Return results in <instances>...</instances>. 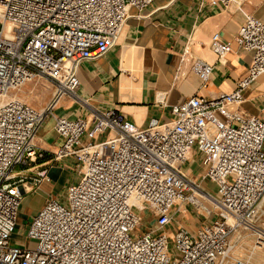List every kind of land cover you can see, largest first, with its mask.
Wrapping results in <instances>:
<instances>
[{
	"label": "built area",
	"instance_id": "obj_1",
	"mask_svg": "<svg viewBox=\"0 0 264 264\" xmlns=\"http://www.w3.org/2000/svg\"><path fill=\"white\" fill-rule=\"evenodd\" d=\"M207 1L224 7L240 0ZM152 2L0 0V264H226L230 235L241 229L263 247L257 220L264 212V109L258 117L237 109L264 74V24L251 15L234 38L251 60L233 91L194 95L170 108L171 121L144 128L115 109L91 110V122L56 117L62 142L54 159L73 158L76 181L63 202L49 198L26 227L34 249L11 244L23 194L46 179L44 170L28 174L38 156L37 128L58 98L80 101L79 64L107 54L129 11L140 14ZM211 45L219 59L231 50L218 34ZM191 66L205 83L212 66L202 60ZM37 78L53 89L41 111L12 96ZM196 156L202 173L194 179L184 165ZM206 181L214 183L213 194L202 187ZM186 204L211 220L195 232L170 233L172 211Z\"/></svg>",
	"mask_w": 264,
	"mask_h": 264
},
{
	"label": "crops",
	"instance_id": "obj_2",
	"mask_svg": "<svg viewBox=\"0 0 264 264\" xmlns=\"http://www.w3.org/2000/svg\"><path fill=\"white\" fill-rule=\"evenodd\" d=\"M246 15L254 16L264 24V0H240L224 7L212 6L207 0H153L140 14L131 9L113 48L97 60L79 64L77 79L80 86L76 94L81 102L68 95L58 98L51 113L37 128L34 144L38 156L28 166V174L44 170L46 179L23 194L18 219L31 221L49 198L63 202L66 188L76 181L73 158L54 159L62 142L54 130L56 117L84 118L91 122V110L115 109L137 127L144 128L151 120L171 121L170 108L194 95L211 99L233 91L246 74L251 60V54L234 43ZM214 34L220 36L221 42L231 43V50L220 59L212 50ZM195 60L212 66L205 83L192 70ZM52 93V86L37 78L33 83L24 84L15 96L42 110L48 106ZM243 97L242 105L237 108L240 113L257 117L262 114L264 74L243 92ZM194 158L184 165V170L196 179L202 173V167L198 157L194 170L189 166ZM36 193L40 205L27 207L26 198L32 200ZM262 209L264 204L261 213ZM180 215V212L172 211L173 222L167 227L170 233L182 227L195 232L205 223ZM262 222L264 212L257 220L261 226ZM12 239L16 247L23 245ZM229 242L232 250L226 264L236 260L243 264H264V245L255 246L251 231L238 230L230 235Z\"/></svg>",
	"mask_w": 264,
	"mask_h": 264
},
{
	"label": "rangeland",
	"instance_id": "obj_3",
	"mask_svg": "<svg viewBox=\"0 0 264 264\" xmlns=\"http://www.w3.org/2000/svg\"><path fill=\"white\" fill-rule=\"evenodd\" d=\"M33 80H35V79H33ZM31 82L33 83V81H31ZM31 82H28V83H31ZM14 94H16V92ZM14 94H12V96H14ZM189 163H190L189 166H191V168L194 170V168H195V166L197 164V157L194 158ZM193 177H195V176H193ZM202 187L206 191H208L209 193H211V194H213L214 191H215V185H214V183L212 184L209 181H206L203 184ZM28 199H30V198H26V201H25V204L27 205V207H29V208H36V206H39L40 205V202H39L38 194L37 193L35 194V196H33L32 200H28ZM202 203H203V207H205L207 210L213 212V210H214L213 204L205 203V201H202ZM182 208H183L184 211L182 210L180 212V214L182 215V216L180 215L181 217H184V215H186V217L187 218L189 217V219H195L196 221L198 220L199 222H205V223L206 222H209L211 220V218L208 217L206 213H204L203 211L196 210L190 204L183 205ZM141 215H143V214L141 213ZM144 218H145V216H143V219ZM189 219L187 221H189ZM172 222H171V224H172ZM29 223H30V220L29 219H25V218H21L20 217L18 219L17 226L15 228V231H14V234H13V237H12L13 238L12 240L14 241V240L17 239V242H18L17 244H24V246L26 248L34 249L35 244H36L35 241H33V240H25V230H26V227L28 226ZM262 224L264 226V222H262ZM139 231H140V229H139ZM141 232H142V230H141ZM14 243L16 244V242H14ZM11 244H12V242H11Z\"/></svg>",
	"mask_w": 264,
	"mask_h": 264
},
{
	"label": "bare ground",
	"instance_id": "obj_4",
	"mask_svg": "<svg viewBox=\"0 0 264 264\" xmlns=\"http://www.w3.org/2000/svg\"><path fill=\"white\" fill-rule=\"evenodd\" d=\"M14 97L17 98V97L15 96V94H14ZM18 98H19V97H18ZM42 110H43V109H42ZM40 111H41V110H40ZM211 202H212V200H211ZM209 214H210V213H209ZM210 215H212V214H210Z\"/></svg>",
	"mask_w": 264,
	"mask_h": 264
}]
</instances>
